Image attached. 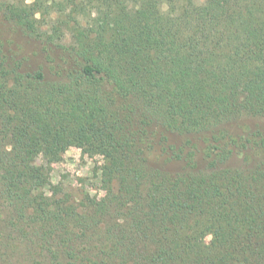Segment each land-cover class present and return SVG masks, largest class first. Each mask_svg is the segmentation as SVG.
Instances as JSON below:
<instances>
[{
    "label": "trees",
    "instance_id": "1",
    "mask_svg": "<svg viewBox=\"0 0 264 264\" xmlns=\"http://www.w3.org/2000/svg\"><path fill=\"white\" fill-rule=\"evenodd\" d=\"M68 2L0 1V264H264V0Z\"/></svg>",
    "mask_w": 264,
    "mask_h": 264
},
{
    "label": "rangeland",
    "instance_id": "2",
    "mask_svg": "<svg viewBox=\"0 0 264 264\" xmlns=\"http://www.w3.org/2000/svg\"><path fill=\"white\" fill-rule=\"evenodd\" d=\"M2 3L20 4L21 1H25L26 4L32 3L34 0H0ZM48 4H51L55 0H45ZM62 4L67 5L68 9L66 14L75 11L73 3L68 0H56ZM75 3V0H72ZM204 2V0H199ZM62 12L58 8L52 9L50 17H44L48 22L51 19L61 17ZM40 17V14H38ZM66 17V15H65ZM66 34V43H70V33ZM0 42L4 44L5 51L13 53L18 57H29L36 62L38 58V44L35 41L29 39L26 34L12 22H8L4 14L0 12ZM6 51V52H7ZM40 57V56H39ZM99 158L90 159L87 156H83L81 150L77 148L69 149L63 156L61 162L53 165L51 172V181L54 185L61 183L65 191L71 193L74 197H79L82 194H90L91 196L102 197L104 191L102 190L100 182L94 175L93 168L98 163ZM210 239V238H208ZM33 264H51V260L39 259ZM62 264H68L66 261Z\"/></svg>",
    "mask_w": 264,
    "mask_h": 264
}]
</instances>
